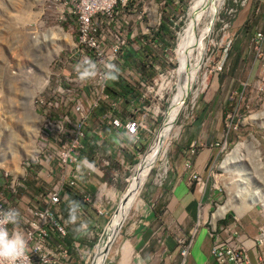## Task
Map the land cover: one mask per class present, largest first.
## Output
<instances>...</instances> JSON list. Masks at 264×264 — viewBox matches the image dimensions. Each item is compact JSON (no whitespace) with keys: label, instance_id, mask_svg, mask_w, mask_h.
<instances>
[{"label":"rangeland","instance_id":"obj_1","mask_svg":"<svg viewBox=\"0 0 264 264\" xmlns=\"http://www.w3.org/2000/svg\"><path fill=\"white\" fill-rule=\"evenodd\" d=\"M193 1L171 0L169 6L163 8L162 16H165V23L170 31L169 38L163 35L167 38L166 44L162 42L166 45L164 51L165 46L155 44L157 47H152L154 51L151 50L154 57L150 58L148 56L150 48L146 46L150 42L139 39L138 44L131 43L129 50L113 64L117 78L111 79L113 73L110 71L107 88H115L118 94L122 93L112 83L114 81L124 84L126 88L127 85L129 86V90L124 93L126 98L135 99L142 94V105L139 102L136 105L139 109H132L129 105L126 109V104L121 100L119 108L124 116L133 113L134 118H140L142 128L138 131L137 141L125 150L122 163L118 162L119 155L115 156V153L111 155L112 167L118 171L117 177L112 180L108 179L106 174L100 177L89 176L100 182L106 180L104 181L105 186L112 192L111 201H108L101 215L94 216L87 208L84 209L89 218L95 222L94 226H89L91 230H80L77 223L69 220L66 209L68 207L64 208L61 205L64 209L61 212L62 217L69 228V237L78 241L82 246L80 254L90 249L93 258L97 246L93 247V245L115 207L118 198L116 196L129 187L134 170L137 169V163L155 142L162 121L164 117L166 118V110L180 82L179 70L182 69L183 58L185 59L183 48L188 46L186 60L192 63L195 57L190 48L198 42L195 47L198 52L196 56L199 55L196 68L199 77L205 74V87L201 88L194 100H191L190 94L184 97L171 123L168 138L166 136L161 139L162 152L152 163L139 188L137 199L127 212L126 219L114 239L108 256L113 255L112 259L116 260L114 250L118 248L122 250L123 247L124 250L120 252L124 257L128 256L130 243L124 241L121 244L123 238L120 234L125 228L134 229L141 221L143 212L137 209L141 201L143 204L153 206L158 202L168 201L162 188L165 184L166 186L171 184L168 174L174 165L175 154L185 149L192 140L193 143L185 151V159L189 161V165L184 166L187 171L191 168V157L201 145L208 146L211 143L212 148L211 158L205 169L207 176H205V171L202 175L200 174L201 177L197 174L203 182L202 190L199 191L198 185L189 173L184 181L190 190L196 191V195L201 200L196 207V213L198 212L202 219V206L207 205L206 216L209 218L212 213L213 221V214L220 206L227 204L232 192L237 191L240 195L237 203L241 202L240 204L245 208L240 207V216H237L236 209H228L225 215L230 218L238 217V222L232 226L235 228L234 236L243 234L248 238L253 236L256 238L254 239V248L257 251L256 260L258 264H264V66H262L264 41L259 45H254L252 41L254 33L264 29V14L255 11L260 8L258 5L251 16L245 20L242 29L233 28L235 32L233 34L229 32L228 36L222 39L223 23L219 22V20H225L222 8L224 10V7L231 5V0H224L216 11L209 32L203 40L197 35L189 40L191 27L188 24L191 19L189 20L188 17ZM49 5L48 0H0V157L9 160V168L16 162L19 168L18 171L12 172L9 168L0 165V189L4 190L8 182H13L15 193L11 199H15V204L21 208L25 205H36L40 192L35 188L39 185L42 190L48 188L61 171L55 160L46 162L43 157V152L50 154L51 157L56 156V151L60 149L58 138L63 144L70 137L71 125L68 123L64 125L65 130L60 129L56 124L58 116L69 114L68 107L74 99L82 102L88 101L87 104L91 102V99H95L93 93L80 96L79 84L83 81L77 82L76 80L68 83L72 84L77 96H66L64 92L59 93L61 98L56 99L54 110L48 109L47 102L51 103L55 100L53 95H55L56 84L60 82L62 88L70 87L64 84L61 77L62 71H59L58 59L64 55V50L58 51V49L63 41H50L51 36L47 32V30L54 31V27H59L66 33L67 30L64 26H60L61 22L54 19L55 14ZM156 7L161 14L162 6ZM182 34H186L187 41L184 42L179 52L178 46L182 44ZM71 38L76 45V38ZM55 46L57 50L54 49ZM68 54L69 51L66 55ZM163 54L168 55L170 59L168 63L163 62ZM150 60L159 62L164 71L162 77L165 76L156 79L154 83L152 81L154 73L147 65ZM63 67L69 71L68 66ZM45 79L47 81L43 85ZM88 82L89 80H86V84L89 85ZM161 83L165 90H157ZM145 84H151V88L144 90ZM192 84L193 87H197L196 84ZM42 85L43 88L36 92ZM103 102L108 106L109 99L104 98L101 103ZM100 117V115L91 114L83 130L82 143L86 144V147L81 150L80 154L88 159L91 153L87 141L91 140L95 132L100 130L95 131L101 126ZM253 140L257 143L252 149L249 146L245 148L246 156L243 159L240 173L237 171L226 173L220 168L225 155L238 141L252 142ZM32 146H35L37 152L35 151L30 156L25 155ZM163 155L166 158L165 163ZM36 158L40 163L32 162ZM28 160L31 161L30 164ZM239 175L242 176V181H238ZM18 183H22V186ZM79 183L82 185L83 182L79 181ZM204 188L205 193L202 198ZM151 214V211L147 212L146 216L149 217ZM151 220L152 224L149 228L152 250L150 248L151 251H146L147 257L142 255V251L139 252V264H145L148 261L152 263L155 260L153 256L158 250L159 242L165 244L168 240L174 250L167 246L171 259L166 264H178L180 257L178 247L174 242L177 237H184L191 241L184 262L186 264L195 234L204 225L196 226V220H194L191 226H185L172 217L168 211L163 210ZM131 223H134V226L129 229ZM205 226L212 244L214 235L210 234L209 225L205 224ZM258 228H260L259 233ZM218 236L223 239L225 234L218 232ZM127 237L132 239L133 235ZM245 243L251 244V241L246 240ZM210 255L213 258L211 253ZM80 257L79 254L73 256V261L70 260L68 264H77L81 260ZM136 260V258H131L130 261L134 264ZM214 262L215 260L213 264H217Z\"/></svg>","mask_w":264,"mask_h":264},{"label":"built area","instance_id":"obj_2","mask_svg":"<svg viewBox=\"0 0 264 264\" xmlns=\"http://www.w3.org/2000/svg\"><path fill=\"white\" fill-rule=\"evenodd\" d=\"M48 1L50 3L49 6L53 9L52 12L55 14L54 19L57 22H61L60 25L67 30V37H64L63 44L59 45L58 49V51L63 49L64 55L58 61L60 64L59 71H62L63 82L70 87L62 88L60 82L56 84L54 88L55 95H53L55 100L51 103L48 101L47 106H56V99L58 97L61 98L59 93L64 92L66 96H77L72 84L68 82L81 81L78 79L75 66L79 64L86 69V61H91L95 66V74L92 78L87 79L89 80V85L86 84V80L79 84L80 96L93 93L95 99H91L88 104V101L82 102L74 99L68 107L69 114L58 116L57 126L65 130L64 125L69 123L72 130H70L69 139L63 144L60 143L61 139L58 138L60 149L56 151V156L51 157L50 154L43 152L45 161L55 160L61 171L54 183L46 189L41 197L39 196L40 202L32 206L19 207L15 204V199H11V196L15 193V186L13 182H9L6 186V193L9 194V198L3 191H0V210L12 207L20 212L18 230L28 240V249L26 251L28 259L27 261L21 260L18 264H68L70 260L73 261L72 257L78 254L81 256V260L77 264H86L87 262L89 264L91 256L89 250L80 254L82 246L78 241L70 240L68 244L63 241L67 237V228L60 218L58 207L59 204L67 202V197L63 191L74 187L78 188L80 200L94 206L98 215H101L108 201H111L112 195L108 196L104 191L106 187L104 181L106 180L100 182L89 176L100 177L106 174L108 179L111 178L112 180L117 177L118 171L112 167L110 156L115 152L119 155L118 162L122 163L125 150L138 139V130L142 128L141 119L132 118L130 115L122 119L120 116L114 115L113 110L117 109V103L111 101L109 104L110 108L105 111L102 117L110 125L122 129L128 137V143L124 140L117 141L112 145L110 151L94 148L89 159L79 155V151L83 147L80 143L83 136L82 129L91 110L99 105L104 98H108L105 91L108 73L111 71L113 64L119 60V56L128 41L139 43V39H142L156 42L154 38L156 32L151 31L153 10L155 6L163 7L165 0ZM245 1L232 0L233 5L224 7V10L222 8L225 20H219V22L223 23L222 33H225L226 37L228 36V31H230L231 19L237 8L243 6ZM68 37H75L76 45H69ZM252 41L254 45L261 44L264 41V32L256 31ZM68 51L69 54L66 55ZM169 61L168 56L166 58L164 56L163 62L168 63ZM63 66H68L69 71ZM262 66H264V61ZM151 67L156 75L152 80L153 83L156 79L165 77H162L164 71L159 63L152 62ZM150 86L151 84L145 85L144 90ZM159 86L160 84L157 90ZM141 98L142 94L138 98V102L142 105ZM32 161L40 163L37 158ZM184 165L186 167L189 165L188 159L184 160ZM80 177L83 178L82 182L84 184L86 182L96 184V189L93 193H90L84 188L83 184L79 183L78 179ZM190 177L195 180L199 190H201L203 188L202 180L195 173H192ZM18 184L22 186V183ZM39 203L41 204L39 205ZM73 212L71 213L78 216L79 229L82 231L91 230L89 226H94V224L86 219L82 208L75 206ZM196 223H199V221H196ZM82 224H85L86 227L81 228ZM208 225L210 234L214 235L210 253L217 264H248L245 253L247 248L240 241V238L233 235V223L220 225L216 228L214 221L210 218ZM8 227L10 230L13 228L12 225ZM102 231L103 228L99 237ZM218 232L224 233L225 237L221 239L218 236ZM174 242L178 247L179 264H183L191 241L184 237H177ZM155 255L161 264H166L171 259V254L163 242H159Z\"/></svg>","mask_w":264,"mask_h":264},{"label":"crops","instance_id":"obj_3","mask_svg":"<svg viewBox=\"0 0 264 264\" xmlns=\"http://www.w3.org/2000/svg\"><path fill=\"white\" fill-rule=\"evenodd\" d=\"M260 5L259 9H256L257 6ZM256 9V10H255ZM260 11L262 14H264V0H247L246 4L240 7L238 10L235 20H233L232 26L234 29H242L243 25L245 24V20L248 19L252 12ZM264 30V29H263ZM243 31V30H242ZM126 97L124 93L121 95H116L117 101H118V108L115 110L114 115H120L124 116L119 110L121 104L120 100L124 101L126 104L125 107L127 109V105H130V98H124ZM101 111L99 115L106 109L105 106H102L100 108ZM98 129H100L98 131ZM95 134L93 135V138L89 141H87V146L90 147L89 150H91L92 147L99 148L101 150H107L110 151L112 149V145L115 144L117 141L120 140L123 141V137H128L125 135V133L121 132L119 134L117 131L118 129H115L114 127L110 126L108 123L101 121L100 128H96ZM194 140V139H193ZM193 143V141H189V144H187V147L185 149H182L180 152H178L176 155V159L174 162L173 167L171 168V172H169L168 176L171 179V184L169 186H166L162 188L164 191V194H166L168 201L167 202H158L154 206L152 204L146 205L142 204L140 206V211L142 213V219L139 222V224L132 229L129 227L128 230L125 228L123 232L121 233V237L123 238V241H127L130 243V251L127 254V257H124L121 252H119V248L117 249V256L116 260H109L106 264H133L131 263L130 259V253L132 251H142V255L144 257H147L146 251H151V239H150V228L149 225L152 224V218L155 217V215L160 214L163 211H168L172 217L179 220L182 224L185 226H191L192 222L194 220L198 219V214L196 213V207L198 203H201V200L196 195V191L190 190L188 186L185 184V179L188 177V173L191 174L192 172H195L200 176L205 171V176H207L206 173V166L211 158L212 154V148L211 143L208 146L201 145L197 151H195L194 155L190 159L191 168L187 171L185 169L184 160H185V151L188 149L189 145ZM86 147V144H85ZM185 166V167H184ZM186 174V176H185ZM201 177V176H200ZM89 191H94V186L90 185L87 186ZM108 194L111 195L110 190H106ZM203 198V196H202ZM87 210H89L94 216H95V210L94 208L90 207L89 204L86 205ZM153 208V209H152ZM152 209V210H151ZM206 209L207 205L202 206V219H206ZM151 211V216L147 217V212ZM145 216V217H144ZM92 218V217H91ZM128 235H133L132 239L127 237ZM251 238V237H250ZM254 238V236L252 237ZM147 243V244H146ZM120 244V246H121ZM168 247H171L172 250H174L173 246H171V242L168 240L166 242ZM170 245V246H169ZM119 246V247H120ZM210 246H211V239L208 236L206 229L204 227L199 228L195 234L193 244L190 250V254L187 258L186 264H213V258L210 255ZM151 248V250H150ZM247 256L250 264H258L256 260V253L254 250L250 249L247 251ZM151 257V253H150ZM177 259V257H176ZM155 260H153L152 264H155ZM173 263H175L173 261ZM215 263V262H214ZM135 264V263H134ZM149 264V263H145Z\"/></svg>","mask_w":264,"mask_h":264},{"label":"bare ground","instance_id":"obj_4","mask_svg":"<svg viewBox=\"0 0 264 264\" xmlns=\"http://www.w3.org/2000/svg\"><path fill=\"white\" fill-rule=\"evenodd\" d=\"M223 1L224 0H194L192 2L191 9H190V15L188 17L189 20L191 19L190 24H188L191 27L190 34H189V40L193 36H196V35L198 37H201V40H203V38L208 34L211 22L214 20V15L216 14V11L222 5ZM160 22H161V14L158 12L157 7L155 6L154 10H153V24H151V31L152 32L153 31L157 32L159 25H160ZM47 32L51 36L50 41H55V42L61 41V40L63 41L64 37H67V33L64 32L59 27H54V31L53 30H51V31L47 30ZM43 34L47 35L44 32H43ZM43 34H41V35H43ZM186 41H187L186 34H182V44L178 46L179 52H180V49L182 48L184 42H186ZM69 43H70V45H74V42H73L71 37H68V44ZM197 44H198V42H195V46L193 44L192 45L193 48H192V46L190 48V50L193 52L194 57H195V59H193L194 62H192V63H189L186 60L187 54H188V49H187L188 46L183 48V54H185V59L183 58V60H182L183 66H182V69L179 70L180 76L179 75L178 76L180 77V82L177 85L178 86L177 92L175 94L172 93L174 96L172 97L170 104H169V107H168V110L166 112L165 126L162 129L163 139L166 138V136L168 138V135H169L168 133H169L170 128H171V123L173 122L174 117L177 114V111L180 107L179 100L183 96H186L189 94L191 96V100H194L195 97L198 95V92H200L201 88L205 87V82H206L204 80L205 74L203 76L199 77L198 71L196 68V64L199 61V55L196 56L197 50H195V47L197 46ZM56 46L54 48L55 50H57ZM200 46H201V44H200ZM197 54H198V52H197ZM53 56H54V54H53ZM46 81H47V79H45L43 85L46 83ZM202 81H203V84L201 85ZM192 83L196 84L197 87L196 88L193 87ZM43 85L41 87H39L36 90V92H39L43 88ZM166 85L167 84H165V86ZM158 89L165 90L163 83L160 84ZM34 133L36 136L37 128L35 129ZM255 143H257V142H254V140L252 142L238 141L233 146V148L225 155L224 159L222 160V162L220 164V168L226 173H230L233 171L234 172L237 171L240 173V171L242 170L241 168L243 166V162H244L243 159L246 156L245 155V148L247 146H249V148L252 149L253 146L255 145ZM161 149L162 148H161L160 144L153 142L152 145L149 147L145 156L137 163V169L134 170V175L132 176L131 183L128 187V188H130V187L134 186V191L132 193H129V195L127 196L126 208L132 207L133 204L135 203V201L137 199L138 189L141 187L145 177L147 176L148 171L151 168L152 163H154L157 156H159L160 153L162 152ZM35 151H36L35 146H32L31 149L25 155L30 156ZM0 158H1L0 159V165H3L5 168H9V163H8L9 160L7 161V160H4L5 158L4 159L2 157H0ZM165 162H166V158L164 156V163ZM9 169L12 172L18 171L19 168H18L17 162L13 163V166L12 167L10 166ZM242 180H243L242 176H240L238 181H242ZM104 191H105V193L108 194V192L106 190H104ZM236 192H232L233 194L229 200L230 202L228 201L227 204L220 206L218 208V210L213 214L214 219L221 216L228 209H234V210L236 209L237 216H240V212H239L240 207L241 208L242 207L245 208V207L242 206V204H240L241 202L237 203V201L239 199L238 197H240V195L238 194V192L237 193ZM115 235H116V233H115ZM115 235H114V237H116ZM114 237H113V239H114ZM96 249H97V246H96ZM96 249H95V252L97 253ZM122 250H124V247ZM122 250L119 249V252ZM108 254H109V252H106L107 257L111 256V255L108 256ZM107 257H106V259H107Z\"/></svg>","mask_w":264,"mask_h":264},{"label":"clouds","instance_id":"obj_5","mask_svg":"<svg viewBox=\"0 0 264 264\" xmlns=\"http://www.w3.org/2000/svg\"><path fill=\"white\" fill-rule=\"evenodd\" d=\"M167 0H165L164 1V5H163V7L161 8V21L163 20V17H165V16H162V13H163V8L165 7V2H166ZM246 2H247V0L245 1V3H244V5L246 4ZM231 5H233V3H232V0H231ZM230 5V6H231ZM240 7H242V6H240ZM240 7H238L237 8V11L235 12V14H234V16H233V18L231 19V22H230V31H228V33L230 32L231 34H233L234 32H235V30H233V27H232V21H233V19H234V17L236 16V14H237V12H238V10L240 9ZM160 24H161V22H160ZM166 24V23H165ZM159 27H160V25H159ZM159 29V28H158ZM169 30V29H168ZM258 31H263L264 32V30H258ZM157 32H158V30H157ZM156 32V33H157ZM156 33L154 34V38H155V40H156ZM230 34V35H231ZM222 35H223V37H222V39H224V37L226 38V36H225V33L223 34L222 33ZM150 39H152V38H150ZM147 42L149 43L150 42V44H148V45H146L148 48H150L148 51H150V53L148 54V56L150 57V58H152V57H154V54H153V52L151 51V50H153L152 49V47H157V45H155V44H161V45H163V46H165L164 48H163V51L166 49V45H164L163 43H160V42H158V41H156V42H153L152 40H147ZM131 43H134V42H132V41H128V43H127V45L125 46V48H124V50H123V52H122V54H125L126 53V51H128L129 50V48H130V44ZM138 44V43H137ZM154 51V50H153ZM156 52V51H155ZM121 54V55H122ZM121 55L119 56V58L121 57ZM164 56H165V58H166V56H168V55H166V54H163V58H164ZM63 57V56H62ZM163 58H162V60H163ZM117 62V61H116ZM152 62H156V63H159L158 61H149V64H147L148 66H150V69L153 71V69H152V67H151V63ZM86 64H87V68L86 69H84L83 68V66L82 65H76L75 66V71H76V73H77V76H78V79L79 80H81V81H84V80H87V79H90V78H92V76L95 74V72H94V68H95V66L91 63V61H86L85 62ZM111 72L113 73L112 75H111V79H116L117 77H116V75H115V67L114 66H112L111 67ZM110 73V72H109ZM109 73H108V80H107V84H106V88H105V91L107 90V85L109 84ZM153 73H154V71H153ZM138 75L140 76V74H139V72H138ZM155 74H154V78H155ZM145 85H148V84H145ZM145 85L143 86V88L145 87ZM107 94V93H106ZM122 93H120V94H118L117 93V95H121ZM140 97V95L137 97V98H135V99H131V97H130V104L131 105H129L130 107H132V108H134V109H139L138 107H136V105H137V103H138V98ZM126 98V97H125ZM108 99H109V102H108V106H105L106 107V109L104 110V111H102V113L100 114V121H104V122H106V123H108L107 121H106V119H104L102 116H103V114L105 113V111L106 110H108L109 108H110V102L111 101H115L116 103H117V108H118V106H119V104H118V101H117V98H116V96H114L113 98L112 97H108ZM140 104V103H139ZM98 107H101V106H99V105H97ZM96 106V107H97ZM96 107L94 108V109H92L91 110V112L89 113V116H88V118L87 119H89V117H90V115L93 113V111L96 109ZM54 108L55 107H53L52 105H50V106H48V109H52V110H54ZM113 112H115V110H113ZM128 115H130L132 118H134V116H133V113H129ZM128 115H126V116H128ZM117 116H120V115H117ZM126 116H120L122 119H124ZM87 121V120H86ZM87 123V122H86ZM109 124V123H108ZM86 125V124H85ZM85 125L83 126V129L82 130H84V127H85ZM110 125V124H109ZM110 126H112V125H110ZM112 127H114L115 129H118V133L119 134H121V132H123V130L122 129H120V128H118V127H116V126H112ZM139 131V130H138ZM124 133V132H123ZM126 135V134H125ZM84 137V133H83V136L81 137V140H80V143L82 144V148L80 149V151H79V155L80 156H83V155H81L80 154V152H81V150H83L84 148H85V144H83L82 143V138ZM123 140L124 141H127V143H128V139L127 138H124L123 137ZM127 148H129V146L127 147ZM96 149H98V150H101V149H99V148H96ZM93 150H94V147H92L91 148V150H90V153L92 154V152H93ZM115 152H113L112 154H114ZM111 154V155H112ZM117 154L115 153V156H116ZM124 156V155H123ZM110 159H111V156H110ZM112 160V159H111ZM32 162H34V161H32ZM28 163L30 164L31 163V161L30 160H28ZM37 163V162H36ZM192 173H195V172H192ZM191 173V174H192ZM190 174V175H191ZM196 174V173H195ZM197 175V174H196ZM198 176V175H197ZM199 177V176H198ZM200 178V177H199ZM79 181H83V178L82 177H80L79 179H78ZM9 183V182H8ZM83 184V186H84V188H86L87 190H88V188H87V186H90V185H92V186H94V190L96 189V184L95 183H88V184H84V183H82ZM7 186V185H6ZM46 189L47 188H45V189H43V193H40L39 194V196L41 197V195H43L44 193H45V191H46ZM104 190H109L107 187H105V189ZM139 190V189H138ZM202 190V189H201ZM201 190H199V191H201ZM0 191H3L4 192V194L9 198V194H7L6 193V187H5V189L4 190H2V189H0ZM89 191V190H88ZM124 191V190H123ZM122 191V192H123ZM64 194L66 195V197H67V202H63V203H61V204H59V207H58V211H59V215H60V218H61V220L65 223V225H66V228H67V237L63 240L66 244H68L69 242H70V240H73V239H71V237H69L70 236V234H69V228H68V225H67V223L65 222V220H64V218L62 217V214H61V212H63V211H61L62 210V208H61V205L65 208V207H68V208H66L67 210H68V218H69V220L70 221H72L73 223H77V226H78V224H79V222H78V216H76L75 214H72L71 212H73L74 211V207L75 206H80L81 208H82V210H83V212L85 213V215H86V219L89 221V222H91V223H95L94 221H92L90 218H89V216L87 215V213L85 212V208L87 207L86 205L87 204H89V203H86V202H82L81 200H80V196L78 195V188H76V187H74V188H67V189H65L64 191ZM90 193H93L94 191H89ZM122 192L119 194V196L117 195L116 196V198H117V201H116V204H115V207H116V205H117V202H118V200H119V198H120V196H121V194H122ZM204 193H205V188L203 189V193H202V196H204ZM106 195H110V194H107L106 193ZM137 196H138V193H137ZM11 198H12V196H11ZM38 202H40V200H38ZM41 203H39V205H40ZM142 201H141V203L139 204V206H138V208L137 209H140V206H142ZM90 205V207H92V208H94V210H95V215L96 216H98V214L96 213V209H95V207L94 206H92L91 204H89ZM27 206H29V205H27ZM217 206V205H216ZM115 207H114V209H115ZM114 209L112 210V212H111V214L113 213V211H114ZM129 209H131V207H129L128 208V210H127V212H129ZM127 212H126V215H125V218H124V220H123V222H122V224L124 223V221H125V219H126V216H127ZM73 213H75V212H73ZM226 213V212H225ZM225 213H223L221 216H222V218H221V216H219L218 218H216L215 220H213L214 221V223H215V226H216V228L218 227V226H220V225H227V224H231V223H233L234 225H235V222H238V217H236V216H232V218H230V217H228V216H226L225 215ZM111 214L109 215V217H108V219L110 218V216H111ZM197 214H198V219L196 220V221H199V224H196V222H195V225L196 226H199V225H204V228L207 230V227L205 226V224H208V222H209V219L211 218V215H212V213H210V217L208 218V217H206V219H200V215H199V213L197 212ZM75 215V216H74ZM226 218H229L230 220L228 221V222H224L223 223V221L226 219ZM108 219L105 221V223H104V225L102 226V228H104L105 227V224H106V222L108 221ZM19 223H20V212H19V210L18 209H16V208H12V207H9L8 209H6V210H0V264H18V262L19 261H21V260H24V261H27V259H28V257L26 256V251H27V249H28V240L25 238V235L22 233V232H20L19 230H18V225H19ZM74 224V225H75ZM122 224H121V226H122ZM9 225H12L13 226V228L10 230L9 229ZM121 226L119 227V229L117 230V232H116V235L115 236H117V234H118V231L120 230V228H121ZM133 226H134V223H131L130 224V226L129 227H131V228H133ZM83 227H86V225L85 224H82L81 225V228H83ZM79 228V227H78ZM234 230H235V228H234ZM194 231H195V229H194ZM260 232V228H258V233ZM121 235V234H120ZM257 235H259V234H257ZM238 238H240V241L243 243V245L247 248L246 250H245V253H246V256H247V251L248 250H250V249H252V250H254L255 251V248H254V244H255V242H254V239H256V238H248V237H246L245 235H243V234H241V235H239V236H237ZM100 238V237H99ZM99 238L97 239V241H96V243L93 245V247L94 246H96L97 244H98V242H99ZM114 239H115V237H114ZM114 239L111 241V243H110V245H109V249L107 250V252H110V248H111V246H112V244H113V242H114ZM246 240H250L251 241V244H247V243H245V241ZM147 244V243H146ZM165 246L167 247V244L165 243ZM211 246H212V244H211ZM89 251L91 252V250L89 249ZM114 252H115V254H117V250L115 251L114 250ZM255 253H256V257H257V251H255ZM117 256V255H116ZM187 256V255H186ZM106 257L107 256H105V259H104V261H103V264H106L109 260H114V259H112V257H113V255L111 256V257H107V259H106ZM131 258H136L137 260H136V262H135V264H139V251L137 250V251H132L131 253H130V259ZM153 258L155 259V261H156V263H158L159 261H158V259H157V257H156V255L154 254V256H153ZM185 259H186V257H185ZM91 260H92V257L90 256V263H91ZM247 260H248V256H247ZM180 261V260H179ZM184 262H185V260H184ZM89 263V264H90ZM146 263H149V264H152V263H150L149 261L148 262H146ZM160 263V262H159ZM161 264V263H160ZM179 264V263H178ZM184 264V263H183ZM248 264H250V262H249V260H248Z\"/></svg>","mask_w":264,"mask_h":264},{"label":"water","instance_id":"obj_6","mask_svg":"<svg viewBox=\"0 0 264 264\" xmlns=\"http://www.w3.org/2000/svg\"><path fill=\"white\" fill-rule=\"evenodd\" d=\"M184 97L185 96H183L179 100L180 106L184 100ZM164 126H165V117L162 121V125L160 126L159 131L155 138V142L158 144H161V139L163 138L162 129ZM133 191H134V186L130 188H125L124 191L122 192L113 213L111 214L110 218L105 224V227L103 228L102 234L97 244V249H96L97 253L96 252L94 253V256L90 264H103L109 245L125 218L126 215L125 212H127L129 208V207L126 208L127 196L129 195V193H132Z\"/></svg>","mask_w":264,"mask_h":264},{"label":"trees","instance_id":"obj_7","mask_svg":"<svg viewBox=\"0 0 264 264\" xmlns=\"http://www.w3.org/2000/svg\"><path fill=\"white\" fill-rule=\"evenodd\" d=\"M171 2V0H167L166 2H165V6H169V3ZM169 34H170V31L168 30V28H167V26H166V24H165V17H163V20L161 21V24H160V27H159V29H158V32L156 33V41H158V42H160V43H162V42H164L165 44H166V39L167 38H169ZM163 35H165V36H167V38L166 37H163ZM110 79V78H109ZM113 81V80H112ZM114 85H115V87L119 90V91H121L122 93H125V91H128L129 90V86L127 85V88L126 87H124V84L122 85V84H120V83H116V82H112ZM121 90H120V89ZM131 89H132V87H131ZM106 93H107V96L108 97H114V96H116L117 95V92H116V90H115V88L114 89H112V88H107V90H106ZM99 106H101V107H96V109L93 111V115L94 116H96V115H99V113H100V111H101V109L100 108H102V106H106L105 105V103L103 102V103H100L99 104ZM32 180V179H31ZM33 184H34V182H33ZM40 186V185H39ZM38 186V188H35V189H39V192L40 193H43L44 191L42 190V189H40V187ZM64 209L62 208V210L61 211H63ZM230 219L229 218H226L224 221H223V223L224 222H228Z\"/></svg>","mask_w":264,"mask_h":264}]
</instances>
